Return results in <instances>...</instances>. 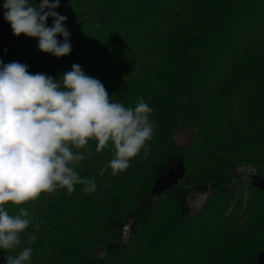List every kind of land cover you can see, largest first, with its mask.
<instances>
[{"label": "trees", "instance_id": "1", "mask_svg": "<svg viewBox=\"0 0 264 264\" xmlns=\"http://www.w3.org/2000/svg\"><path fill=\"white\" fill-rule=\"evenodd\" d=\"M3 3L0 60L57 81L78 64L113 102L135 106L143 97L156 125L147 158L142 150L116 175L108 166L111 147L98 153L89 141L92 155L76 170L94 178V192L76 185L71 195L58 189L5 206L36 218L26 229L36 236L31 264H258L264 250V0H69L62 15L72 51L60 58L41 52L36 38L14 36ZM179 129L193 131L188 143H177ZM179 158L186 170L179 184L151 195ZM239 167L255 173L242 179ZM196 194L207 196L193 211L189 197ZM19 250L0 249V264Z\"/></svg>", "mask_w": 264, "mask_h": 264}, {"label": "clouds", "instance_id": "2", "mask_svg": "<svg viewBox=\"0 0 264 264\" xmlns=\"http://www.w3.org/2000/svg\"><path fill=\"white\" fill-rule=\"evenodd\" d=\"M59 6L60 0H4L2 5L14 36L36 38L41 52L57 58L72 51L67 17L55 11ZM49 17L51 27L46 24ZM152 112L143 97H137L135 106L113 102L101 81L78 64L57 81L30 73L26 64L0 60V249H20L6 255L5 264H31L36 240L26 232L35 216L23 207L10 214L5 206H19L58 189L71 195L76 185L85 194L94 192V178L76 170L92 155L89 141L96 142L98 153L111 147L112 174L124 172L142 150L144 158L150 152L147 142L156 128ZM25 240L27 246L21 247Z\"/></svg>", "mask_w": 264, "mask_h": 264}, {"label": "water", "instance_id": "3", "mask_svg": "<svg viewBox=\"0 0 264 264\" xmlns=\"http://www.w3.org/2000/svg\"><path fill=\"white\" fill-rule=\"evenodd\" d=\"M50 2H52V0H50ZM68 3L69 0H60V6L55 9V11L62 15L66 7L68 6ZM46 23L52 24L53 19L49 17ZM185 172L186 170L183 166V161L181 158H179L171 165L165 175L159 177L156 180L151 189V195H160L163 192H166L169 189L177 186L179 184V181L184 177ZM257 263L264 264V250L259 254Z\"/></svg>", "mask_w": 264, "mask_h": 264}, {"label": "rangeland", "instance_id": "4", "mask_svg": "<svg viewBox=\"0 0 264 264\" xmlns=\"http://www.w3.org/2000/svg\"><path fill=\"white\" fill-rule=\"evenodd\" d=\"M192 132L193 131L190 130V129H179V130H177L175 132V139H176L177 143H179L181 145L188 143V141L190 139V135H191ZM244 168H246V167L237 168V174L240 175L241 178L243 177L242 174L245 175V173H242L241 171H239V172L242 173V174H240L238 172V170L239 169H244ZM242 179L246 180L247 178H242ZM246 185H247V182L245 181L243 183V187L245 188ZM206 196H207L206 194L190 195V197H189V205L193 209V211H197L198 210V208L203 204Z\"/></svg>", "mask_w": 264, "mask_h": 264}, {"label": "built area", "instance_id": "5", "mask_svg": "<svg viewBox=\"0 0 264 264\" xmlns=\"http://www.w3.org/2000/svg\"><path fill=\"white\" fill-rule=\"evenodd\" d=\"M239 171H241L242 173H245V175H243ZM238 172L240 174H242V176H243L242 178H247L248 179V177H250V175L255 173V170L253 168H251V167H246L244 169H239ZM121 233H122L123 238H127L128 237V227H124Z\"/></svg>", "mask_w": 264, "mask_h": 264}]
</instances>
